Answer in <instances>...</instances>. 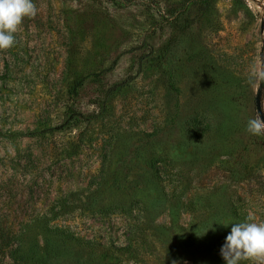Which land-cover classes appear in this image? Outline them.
I'll return each instance as SVG.
<instances>
[{"label":"rangeland","instance_id":"obj_1","mask_svg":"<svg viewBox=\"0 0 264 264\" xmlns=\"http://www.w3.org/2000/svg\"><path fill=\"white\" fill-rule=\"evenodd\" d=\"M33 3L0 50V264H224L216 223L264 222V0Z\"/></svg>","mask_w":264,"mask_h":264},{"label":"clouds","instance_id":"obj_2","mask_svg":"<svg viewBox=\"0 0 264 264\" xmlns=\"http://www.w3.org/2000/svg\"><path fill=\"white\" fill-rule=\"evenodd\" d=\"M36 14L37 8L33 0H0V50L12 47L15 43L14 34L22 20L26 17H35ZM248 80L257 90L264 82V65L254 66ZM262 116H264V107L260 113L255 114L254 118L248 119L246 124L248 133L254 136L264 135ZM216 224L223 227L231 224L230 231L220 247V256L224 264H242L244 261L264 264V222H255L252 216H248L240 222Z\"/></svg>","mask_w":264,"mask_h":264},{"label":"water","instance_id":"obj_3","mask_svg":"<svg viewBox=\"0 0 264 264\" xmlns=\"http://www.w3.org/2000/svg\"><path fill=\"white\" fill-rule=\"evenodd\" d=\"M255 109L257 113H260L262 111L260 104V92H258L255 96ZM262 119H264V116H262Z\"/></svg>","mask_w":264,"mask_h":264},{"label":"trees","instance_id":"obj_4","mask_svg":"<svg viewBox=\"0 0 264 264\" xmlns=\"http://www.w3.org/2000/svg\"><path fill=\"white\" fill-rule=\"evenodd\" d=\"M16 136L18 135V136H26L27 134H24V133H19V134H15ZM15 240H17V238L15 239Z\"/></svg>","mask_w":264,"mask_h":264}]
</instances>
